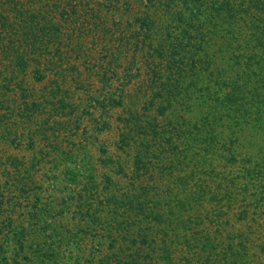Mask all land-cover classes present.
<instances>
[{
  "label": "trees",
  "instance_id": "obj_1",
  "mask_svg": "<svg viewBox=\"0 0 264 264\" xmlns=\"http://www.w3.org/2000/svg\"><path fill=\"white\" fill-rule=\"evenodd\" d=\"M26 1L27 4L25 0H0V43L5 42L0 51L11 54V59L15 56L21 70L27 65V56L36 60L50 49L58 53L61 24L67 21L66 17L74 19L78 8L84 10L94 0ZM132 1L138 7L143 2L147 5L145 9H138L141 15L135 16L137 26L126 32L127 44L130 47L134 44L146 65L147 110L154 108L164 117L176 109L178 116L166 120L163 129L150 120L147 127L140 125V121L134 125V133L146 137L149 130L155 141L154 145L147 140L143 144L147 151L153 146L149 156L141 149L134 155L131 185L147 174L148 164L150 169L158 166L162 173L182 170L185 165L186 175L177 176L171 187L192 184L187 203L190 206L201 199L199 189L202 197L208 195L204 178L212 176L216 181L221 177L214 168L208 172L203 170V174L200 168H189L191 158L186 159L184 154L195 143L208 156H214L219 148L225 151L220 156L226 157V164L233 167L234 141L240 139L237 134H243L248 128L264 134V0H96L97 7H90V14L84 16L96 18L105 9L113 14L115 22H120L123 12H134ZM43 6H51L52 10L49 20L45 17L44 24H40L43 15L39 10ZM155 10L163 12L161 22L156 21ZM117 58L119 61L120 55ZM34 65V71L44 75L50 60L43 64L36 61ZM40 74L35 79L40 80ZM55 84L59 86L56 81ZM107 99L113 105L119 102ZM222 125L229 130V140L219 138ZM165 132L180 140L182 146L167 139L162 147ZM32 136L28 147L32 146ZM123 138L127 142L133 137ZM159 160L167 162L163 164ZM11 161L17 166L22 163L14 158ZM100 162L103 166L113 165L106 151H102ZM238 178L228 175L223 179L226 183L223 198L233 197L234 181ZM105 180L109 185L107 176ZM140 190L141 193L133 190L136 195L128 191L111 195L100 205H105L101 211H92L89 206L77 211L76 224L71 225L73 230L55 226L60 214L50 211L49 203L41 204L35 199L24 217L8 216L0 220V264H193L188 253L197 255V260L204 251L206 260L209 254L206 244L196 236L192 243L186 234L193 222L201 221L200 215H176L168 205L160 213L156 211L159 201L149 199L153 206L147 205L140 199V194H146L147 189ZM169 192L172 193V188ZM177 203L185 212L183 203ZM82 218L92 227H79ZM178 230L183 234L182 242L176 238ZM91 232L92 240H88ZM103 239L107 240L106 250L101 246ZM174 248H180L184 258L180 259Z\"/></svg>",
  "mask_w": 264,
  "mask_h": 264
},
{
  "label": "rangeland",
  "instance_id": "obj_2",
  "mask_svg": "<svg viewBox=\"0 0 264 264\" xmlns=\"http://www.w3.org/2000/svg\"><path fill=\"white\" fill-rule=\"evenodd\" d=\"M95 1L89 2V7L85 5L84 10L78 8V15L74 19L66 17L67 21L61 24V40L56 46L58 53L50 49L48 54L44 53L43 57L36 60L27 56V65L21 70L16 65L15 56L11 59V54L4 55L0 51V180L15 176L26 180L35 160L27 142L34 133L39 132L43 135L42 141L51 144H44L43 148L51 149L53 146L56 151L61 149L62 153H58L54 161L65 166V170H60L65 192L63 196H54L60 198L56 203L57 208L53 210L60 214L54 222L55 226L65 228L73 225L77 211L87 206L92 211H101L105 205H100L105 204L111 195L119 196L124 191L133 194L135 189L136 193H141L140 189L146 188L147 193L140 194V199H144L149 206L152 205L149 199L158 200L156 211L163 213L168 205L176 215H200L201 221L193 222L186 234L192 243L194 236L203 241L209 254L205 260L204 251L196 260L197 255L189 252L187 257L192 259L193 264H264V134H257L250 128L244 130L243 134H237L240 139L234 141L236 161L233 167L226 164V157L220 156L225 151L219 148L215 150L214 156H208L195 143L184 154L186 159L191 158L189 168H200L202 174L203 170L208 172L214 168L221 177L216 181L212 176L204 178L208 195L202 197V189H199L201 199L190 206L187 203L193 191L192 184L175 186L174 189L171 187L177 176L186 175L187 170L183 169L185 165L182 170L162 173L158 166L150 169L148 164L147 174H142L140 180H135L134 185H131L134 155L141 149L149 156L148 152L150 150L151 153L153 146L147 151L143 144L146 140L150 145L155 141L149 130L146 137L134 133V125L140 121V125L146 126L150 120L157 122L159 128L163 129L166 120L177 118L178 110H170L164 117H160L154 108L147 110L146 65L134 44L131 47L127 44L126 32L137 26L135 16L141 15L138 9H145L147 5L143 2L138 7L132 1L134 12H123L121 21L115 22L113 14L105 9L96 18L84 16L90 14V7H97ZM51 8L43 6L39 10L43 15L40 24H44L45 17L46 21L49 20ZM154 17L161 22L163 12L155 10ZM116 23L119 25L116 26ZM17 41L15 43L19 44ZM4 43L1 42L0 46ZM118 55L119 61L116 59ZM48 59L50 65L44 71L45 74L36 73L35 62L43 64ZM34 72L42 78L35 79ZM55 81L59 86H56ZM108 97L119 101L118 104L113 105ZM219 129H222L219 138H231L226 125ZM168 133L161 141L162 147L167 139L182 146L180 140ZM128 135L133 138L123 142V137ZM102 151H106V156L113 159V165L105 167L101 164ZM51 153H45V157ZM13 158L21 161L26 170H17L21 165H14L11 161ZM159 161L163 164L167 162ZM58 172L49 170L51 179ZM245 172L253 173L244 175ZM228 175L239 177L234 181L236 184L230 200L222 197L226 195L223 179ZM90 176L92 185L88 183ZM169 188H172V193ZM177 201L183 203L185 212ZM80 224L82 227H92L83 218ZM179 231H176V238L182 242L183 234ZM91 234L93 232L88 240H92ZM101 246L103 250L107 249L106 239L102 240ZM173 251L178 252L180 259L184 258L180 248H174Z\"/></svg>",
  "mask_w": 264,
  "mask_h": 264
},
{
  "label": "crops",
  "instance_id": "obj_3",
  "mask_svg": "<svg viewBox=\"0 0 264 264\" xmlns=\"http://www.w3.org/2000/svg\"><path fill=\"white\" fill-rule=\"evenodd\" d=\"M42 137L43 135L39 132H36L33 135L30 151L34 154L35 160L33 166L31 162L32 167L28 170L29 172L26 175V180L22 181L16 176L9 180H0V220L5 217L7 218L8 216L16 219L21 216L24 217V214H28V209L35 199H38L41 204L49 203L50 211L57 208L56 203L59 202L58 199L60 198H54V196H63L65 192L63 190V175L60 174V170H65V166L54 161V157L57 159L58 153H62V151L61 149L56 151L53 146L51 149L43 148L42 146L44 144H51L49 141L43 142ZM45 153H51V155L45 157ZM38 159L41 160L37 162L36 160ZM46 165H48V168ZM16 169L26 170L24 166H22V163L21 166ZM51 169L53 171H59L58 173H54L56 174L54 179H51L52 173H49V170ZM91 177L92 176L89 178ZM88 183L92 185L91 182L88 181ZM21 190L26 191V193H22ZM90 191L93 192L94 190ZM50 201H52V203H50ZM49 218L50 217L48 216V219ZM16 221L17 223L19 222L18 220ZM80 223L81 222L79 221V227L81 225ZM36 228H39V226H36ZM68 228L73 230L74 227L70 224ZM87 243L88 241L86 242V245Z\"/></svg>",
  "mask_w": 264,
  "mask_h": 264
}]
</instances>
